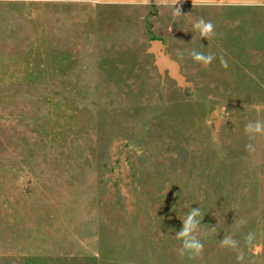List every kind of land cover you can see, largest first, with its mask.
<instances>
[{"label": "rangeland", "instance_id": "rangeland-1", "mask_svg": "<svg viewBox=\"0 0 264 264\" xmlns=\"http://www.w3.org/2000/svg\"><path fill=\"white\" fill-rule=\"evenodd\" d=\"M176 7L0 0V264H264V134L244 132L264 122V6ZM198 207L193 259L175 234Z\"/></svg>", "mask_w": 264, "mask_h": 264}, {"label": "clouds", "instance_id": "clouds-1", "mask_svg": "<svg viewBox=\"0 0 264 264\" xmlns=\"http://www.w3.org/2000/svg\"><path fill=\"white\" fill-rule=\"evenodd\" d=\"M75 2L87 3L90 2V0H75ZM139 2L147 3V0H139ZM179 2L180 0H171V3L175 8L174 15L177 16L181 15L180 8L176 7ZM244 2L254 6H264V0H244ZM193 3L197 6H220L225 3V0H193ZM193 29L194 31L199 32L201 38L211 39L216 36L215 25L210 20L206 21L203 17L196 20V22L193 24ZM178 55L183 58L184 53L178 52ZM189 56L194 62L200 64L204 68L210 66L212 62L217 58V55L215 53L210 52L205 54L195 49L189 52ZM219 61L222 68H228V61L225 59L223 53L220 54ZM244 132L249 137L264 134V122L260 120L249 121L244 127ZM245 150L251 153L255 151V147L253 144L248 143L245 145ZM202 218L203 214L201 212V209L198 207L191 208L181 220L182 227L175 234V239L181 242V246L178 249V254L180 256L188 255L190 258L194 259L203 254L204 244L197 235L198 229L201 226ZM240 223H243V221H241ZM212 230L215 231V227H213ZM244 239L246 244L251 245L255 239V234L249 232L244 237ZM219 243L221 248L236 250L239 247V241L235 240L231 234L225 235L224 238L219 241ZM237 260H243V255L239 254L237 256Z\"/></svg>", "mask_w": 264, "mask_h": 264}, {"label": "water", "instance_id": "water-1", "mask_svg": "<svg viewBox=\"0 0 264 264\" xmlns=\"http://www.w3.org/2000/svg\"><path fill=\"white\" fill-rule=\"evenodd\" d=\"M148 53L155 57V65L162 75L168 73L180 87L190 86V82L187 81L186 76L182 73L181 65L178 61L171 58L166 51V45L161 39H154L151 41V45L148 49ZM215 128V136L220 131L222 124V111L216 108L210 115Z\"/></svg>", "mask_w": 264, "mask_h": 264}, {"label": "crops", "instance_id": "crops-1", "mask_svg": "<svg viewBox=\"0 0 264 264\" xmlns=\"http://www.w3.org/2000/svg\"><path fill=\"white\" fill-rule=\"evenodd\" d=\"M19 2H75V0H16ZM186 4L195 5L193 0H180ZM90 2H95L102 5H130L141 3L139 0H90ZM223 5H240V6H254L248 3H245L244 0H225Z\"/></svg>", "mask_w": 264, "mask_h": 264}]
</instances>
